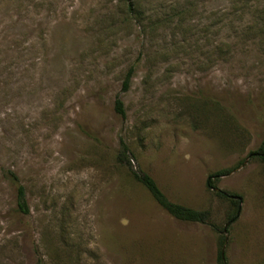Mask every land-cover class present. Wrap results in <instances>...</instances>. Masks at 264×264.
Segmentation results:
<instances>
[{
  "label": "rangeland",
  "instance_id": "374dc122",
  "mask_svg": "<svg viewBox=\"0 0 264 264\" xmlns=\"http://www.w3.org/2000/svg\"><path fill=\"white\" fill-rule=\"evenodd\" d=\"M137 1L0 0V264H217L130 169L220 229L232 170L226 264H264V0Z\"/></svg>",
  "mask_w": 264,
  "mask_h": 264
},
{
  "label": "trees",
  "instance_id": "16d2710c",
  "mask_svg": "<svg viewBox=\"0 0 264 264\" xmlns=\"http://www.w3.org/2000/svg\"><path fill=\"white\" fill-rule=\"evenodd\" d=\"M244 1L248 2L249 0H244ZM253 1L255 0H252L250 4H253ZM131 2L132 3L128 6L129 15L134 9L136 11L138 9L137 8L138 1L131 0ZM261 20L264 22V7L256 15V21H261ZM255 23L258 24L257 22ZM261 34L264 33L261 32ZM130 80H131V74L129 73L124 81V90H127L129 88ZM115 111L117 114H119L122 117H125L126 115L124 104L120 99H117L115 101ZM250 156L259 157L260 160L264 161V140L260 148L256 152L251 153ZM231 172L232 170L228 169L210 175L207 180V188L213 190L216 189V185H215L216 180H218V178H221L222 176L230 174ZM130 173L132 174L133 178L136 181H138L141 185H143L147 189V191L151 194L155 202L173 218L182 222L209 225L216 232L220 234L222 233V239L220 243L221 246H220L217 264H226V257L224 258L222 257V248L227 240V236L223 235V233L224 234L228 233L230 230V226L233 223H235L239 217L240 203H241L240 196L227 194L224 191H219L216 193L219 197L227 199L231 204L233 203L235 206V210L228 215L226 226L220 229L218 226L211 223L209 211L196 210L184 206L182 204L172 202L149 174L142 171L139 172L133 171L132 169H130ZM5 178L16 188V212L21 215H28L30 213V207L27 200L26 189L24 185L21 183L18 174L12 170H8L5 172Z\"/></svg>",
  "mask_w": 264,
  "mask_h": 264
},
{
  "label": "water",
  "instance_id": "95a60500",
  "mask_svg": "<svg viewBox=\"0 0 264 264\" xmlns=\"http://www.w3.org/2000/svg\"><path fill=\"white\" fill-rule=\"evenodd\" d=\"M214 191L219 192L220 190L216 188V189H214ZM226 244H227V240H226V242H225V244H224V246L222 248V257L223 258L225 257V247H226Z\"/></svg>",
  "mask_w": 264,
  "mask_h": 264
}]
</instances>
